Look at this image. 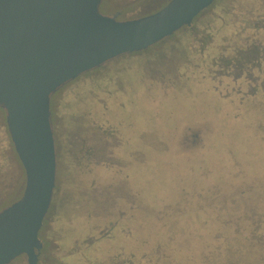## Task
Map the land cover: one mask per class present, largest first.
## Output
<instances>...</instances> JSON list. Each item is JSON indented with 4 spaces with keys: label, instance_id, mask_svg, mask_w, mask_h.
I'll return each instance as SVG.
<instances>
[{
    "label": "rangeland",
    "instance_id": "rangeland-1",
    "mask_svg": "<svg viewBox=\"0 0 264 264\" xmlns=\"http://www.w3.org/2000/svg\"><path fill=\"white\" fill-rule=\"evenodd\" d=\"M168 1L102 0L99 11L136 18ZM250 1L220 0L195 32L109 60L51 95L56 178L39 264H218L222 237L264 231V90L207 79L203 60L232 34L224 9ZM203 35L212 41L201 50ZM24 180L0 108V209Z\"/></svg>",
    "mask_w": 264,
    "mask_h": 264
},
{
    "label": "water",
    "instance_id": "water-1",
    "mask_svg": "<svg viewBox=\"0 0 264 264\" xmlns=\"http://www.w3.org/2000/svg\"><path fill=\"white\" fill-rule=\"evenodd\" d=\"M102 0H0V108L24 171L19 198L0 209V264H38L39 230L51 205L56 151L50 97L78 76L168 38L215 0H169L116 19Z\"/></svg>",
    "mask_w": 264,
    "mask_h": 264
},
{
    "label": "trees",
    "instance_id": "trees-1",
    "mask_svg": "<svg viewBox=\"0 0 264 264\" xmlns=\"http://www.w3.org/2000/svg\"><path fill=\"white\" fill-rule=\"evenodd\" d=\"M219 2L220 0H215L200 12L189 26H185L177 32H195L197 25L203 22L204 16ZM224 13L227 18L223 17V19L231 24L232 34L222 39L218 50L212 48L210 49L211 53H204L203 60L206 57L209 59L207 65H210L211 78L205 77L215 79L222 85L223 78H226L238 83L239 92L244 91L243 87H245V93L254 95L258 93L259 89L264 90V0H252L248 6H243L242 10L237 13L226 7ZM177 32L169 38L175 36ZM196 40L200 42V48L203 50L212 41V37L203 35ZM236 229L238 230L237 226ZM45 245L43 242L38 256V264L46 249ZM216 247L212 261H217L218 264H248L251 256L254 258L255 264H264V231H258L257 225L249 226L246 234L239 235V233L232 232L230 236L222 237Z\"/></svg>",
    "mask_w": 264,
    "mask_h": 264
},
{
    "label": "flooded vegetation",
    "instance_id": "flooded-vegetation-1",
    "mask_svg": "<svg viewBox=\"0 0 264 264\" xmlns=\"http://www.w3.org/2000/svg\"><path fill=\"white\" fill-rule=\"evenodd\" d=\"M151 13H152V12H151ZM42 224H43V223H42ZM41 227H42V226H41ZM40 230H41V228H40ZM40 230H39V231H40ZM41 242H42V240H41ZM42 247H43V242H42ZM41 249H42V248H41Z\"/></svg>",
    "mask_w": 264,
    "mask_h": 264
}]
</instances>
